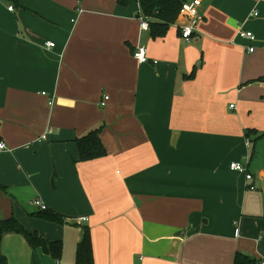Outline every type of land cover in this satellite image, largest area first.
Instances as JSON below:
<instances>
[{
  "label": "crops",
  "instance_id": "crops-1",
  "mask_svg": "<svg viewBox=\"0 0 264 264\" xmlns=\"http://www.w3.org/2000/svg\"><path fill=\"white\" fill-rule=\"evenodd\" d=\"M201 1L187 42L185 17L141 30L138 0H0V223L63 245L56 260L3 233L7 264H75L86 227L95 264L264 261V0ZM100 127L107 155L80 162Z\"/></svg>",
  "mask_w": 264,
  "mask_h": 264
},
{
  "label": "trees",
  "instance_id": "trees-1",
  "mask_svg": "<svg viewBox=\"0 0 264 264\" xmlns=\"http://www.w3.org/2000/svg\"><path fill=\"white\" fill-rule=\"evenodd\" d=\"M119 4L126 6L128 0H118ZM142 15L151 20L150 30L154 38L164 37L170 27L174 25L179 17L180 10L184 2L181 0H138ZM195 76V71L189 78ZM102 127L90 131L83 137L78 138L77 146L80 155V162L92 161L103 158L107 151L101 141ZM254 131H249L247 135H252ZM261 136H264L261 135ZM41 218L55 223H63V218L48 210L39 213ZM14 232L25 236L33 248H41L45 253L54 259H61L63 245L61 242H49L41 238L38 234L27 232L14 218L0 223V237L3 233ZM257 259L243 253H238L234 264H260ZM0 264H7L4 257H0ZM75 264H95L91 239V230L84 228L83 235L77 247Z\"/></svg>",
  "mask_w": 264,
  "mask_h": 264
},
{
  "label": "built area",
  "instance_id": "built-area-1",
  "mask_svg": "<svg viewBox=\"0 0 264 264\" xmlns=\"http://www.w3.org/2000/svg\"><path fill=\"white\" fill-rule=\"evenodd\" d=\"M203 4L201 0H187L183 3L182 8L180 10L179 17H185L188 19L187 24L181 27V37L186 40L187 42H191L198 31V28L200 24L205 20V14L202 10ZM9 11H14V6H9ZM257 12L253 14V16H257ZM140 28L143 31H150V25L148 22V19L146 17L140 18ZM238 36L244 40H248L250 42H255L257 37L252 31H247L244 29H240L238 32ZM49 47H54V43H48ZM255 48L250 47L249 52H254ZM133 57L140 63L144 64L148 62L149 56H148V48L146 46H139L136 48V50L133 53ZM109 97H105V100L103 103H101L102 106H105ZM233 108V106H232ZM6 149V146L3 143H0V150ZM231 170L242 173L245 175L246 179L248 181L253 179L252 174L249 172L247 165L239 162H234L231 164ZM251 189H254L252 187ZM33 205L39 210V211H46L47 206L42 203L40 200H36L33 202ZM87 218H83L79 220V223L87 222ZM236 226V235L239 234V228L237 227V223H235ZM260 264H264V261H261Z\"/></svg>",
  "mask_w": 264,
  "mask_h": 264
}]
</instances>
